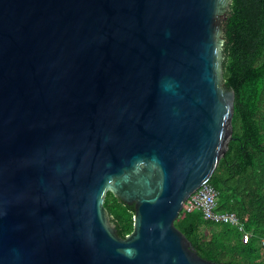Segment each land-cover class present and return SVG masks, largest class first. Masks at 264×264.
<instances>
[{
  "label": "water",
  "instance_id": "water-1",
  "mask_svg": "<svg viewBox=\"0 0 264 264\" xmlns=\"http://www.w3.org/2000/svg\"><path fill=\"white\" fill-rule=\"evenodd\" d=\"M230 4L0 0V264H216L175 222L232 139Z\"/></svg>",
  "mask_w": 264,
  "mask_h": 264
},
{
  "label": "trees",
  "instance_id": "trees-1",
  "mask_svg": "<svg viewBox=\"0 0 264 264\" xmlns=\"http://www.w3.org/2000/svg\"><path fill=\"white\" fill-rule=\"evenodd\" d=\"M223 55L224 84L234 91L233 133L208 183L218 192L216 210L235 213L243 231L197 210L175 226L204 260L264 264V0H231ZM104 207L118 235L128 234L133 205L108 192Z\"/></svg>",
  "mask_w": 264,
  "mask_h": 264
},
{
  "label": "built area",
  "instance_id": "built-area-1",
  "mask_svg": "<svg viewBox=\"0 0 264 264\" xmlns=\"http://www.w3.org/2000/svg\"><path fill=\"white\" fill-rule=\"evenodd\" d=\"M217 197L218 192L208 182L201 185L184 202L182 215L197 210L202 214L204 220L227 223L243 231L242 225L235 213L216 210ZM261 243L264 245V240H262Z\"/></svg>",
  "mask_w": 264,
  "mask_h": 264
}]
</instances>
